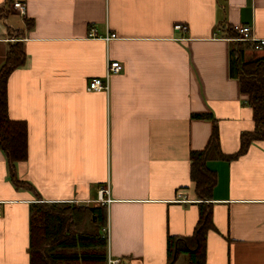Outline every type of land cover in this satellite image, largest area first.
<instances>
[{"label":"crops","instance_id":"obj_1","mask_svg":"<svg viewBox=\"0 0 264 264\" xmlns=\"http://www.w3.org/2000/svg\"><path fill=\"white\" fill-rule=\"evenodd\" d=\"M0 9V67L14 42L25 53L7 78V114L26 125L15 172L35 191L14 187L0 151V264H30L37 203L103 207L106 264H166V238L190 236L198 219L189 154L204 149L212 122L192 114L216 120L224 155L254 128L229 75L226 31L246 25L264 39V0H0ZM114 61L122 70L108 91H88ZM207 166L216 180L204 264H264V140Z\"/></svg>","mask_w":264,"mask_h":264},{"label":"trees","instance_id":"obj_2","mask_svg":"<svg viewBox=\"0 0 264 264\" xmlns=\"http://www.w3.org/2000/svg\"><path fill=\"white\" fill-rule=\"evenodd\" d=\"M6 15L7 11L0 9V19ZM12 36L20 39L18 34ZM226 37L233 41L228 52L229 75L238 82L240 93L247 97L254 128L240 135L235 154L224 155L219 147L216 120L208 114H192V118L212 122V132L204 149L189 154V176L198 201V219L190 236L166 238V264H175L180 255H185L189 264H204L206 234L214 230L210 200L216 180L207 163L233 160L243 155L252 142L264 140V56L246 58V51H253V45L236 41L232 29H227ZM24 62L22 43L16 41L9 45L0 67V151L6 159L14 187L35 193L28 183L18 179L15 172L16 164L27 157L26 125L9 119L7 114V78ZM105 219V209L100 206L34 204L29 221L30 264H106V240L101 233Z\"/></svg>","mask_w":264,"mask_h":264},{"label":"built area","instance_id":"obj_3","mask_svg":"<svg viewBox=\"0 0 264 264\" xmlns=\"http://www.w3.org/2000/svg\"><path fill=\"white\" fill-rule=\"evenodd\" d=\"M13 8L16 9L21 15H23V7L21 6L20 3L14 2L13 3ZM176 29H181L182 27L180 25L175 26ZM232 30L236 33L237 35V41L241 42H248L251 43L254 47L255 50H264V39H256L253 35L252 28L250 26L246 25H236L232 28ZM116 35L110 34L106 40L115 38ZM122 70V66L120 63L114 61V62H108L106 65V73L104 79H99V78H94L89 80L88 85H87V90L88 91H95V92H100V91H108L109 87V77L113 74H117ZM106 189H102L99 191V199L102 202H108V200H102L101 198L102 193H105ZM2 215V205L0 203V217ZM118 260L108 258L107 264H117Z\"/></svg>","mask_w":264,"mask_h":264},{"label":"rangeland","instance_id":"obj_4","mask_svg":"<svg viewBox=\"0 0 264 264\" xmlns=\"http://www.w3.org/2000/svg\"><path fill=\"white\" fill-rule=\"evenodd\" d=\"M235 33V32H234ZM12 35V34H11ZM235 35H236V33H235ZM14 38V37H13ZM237 39V35H236V38H235V40ZM237 41V40H236ZM262 52H263V50H262Z\"/></svg>","mask_w":264,"mask_h":264}]
</instances>
